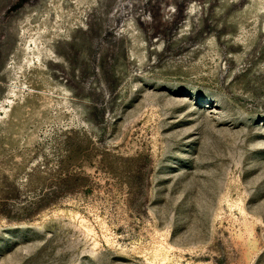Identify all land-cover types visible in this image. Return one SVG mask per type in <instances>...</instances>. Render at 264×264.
I'll use <instances>...</instances> for the list:
<instances>
[{"label": "rangeland", "instance_id": "1", "mask_svg": "<svg viewBox=\"0 0 264 264\" xmlns=\"http://www.w3.org/2000/svg\"><path fill=\"white\" fill-rule=\"evenodd\" d=\"M0 264H264V0H0Z\"/></svg>", "mask_w": 264, "mask_h": 264}]
</instances>
